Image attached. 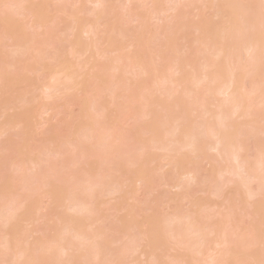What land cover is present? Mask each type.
Returning <instances> with one entry per match:
<instances>
[{"label": "bare ground", "instance_id": "obj_1", "mask_svg": "<svg viewBox=\"0 0 264 264\" xmlns=\"http://www.w3.org/2000/svg\"><path fill=\"white\" fill-rule=\"evenodd\" d=\"M0 1L6 2L11 8L17 7L14 11H17L18 7L20 10L27 9L28 15L32 14L30 17L35 18L32 8H35L37 0ZM39 1L44 5L55 3L57 9L62 12L66 11L65 6L69 2ZM112 1L86 0L88 4L94 5V20L82 29L77 19L81 11L69 15L73 19V26L68 29L72 34L77 31L79 36L75 35L72 39L70 34L66 36L69 50L61 55L56 54L57 49L53 47L52 32L46 31L51 25L50 21L38 20L35 26L37 31L28 38L22 31L11 32V28L15 27L12 9L8 8L9 11L4 15L1 26L15 48L12 52L14 54L11 53L14 57H9L18 62L23 70L34 73L42 69L49 73L50 80L42 87L49 98L56 96V92L61 88L67 93L72 90L84 91L89 79H93L94 83H97L92 85L94 89L105 91L107 99L105 98L104 105L108 107L106 109V106L94 99L84 110L83 122L71 135L68 143V147L75 151L78 149L81 156L87 159V169L80 171L81 180L74 179L72 175L75 171L71 173L72 180L69 178L68 181L59 170H48L44 174L42 162L37 157L30 156L22 158L21 163L9 171L11 184L7 196L0 195L1 225L6 227L11 222L14 224L16 219L32 224L31 221H35V218H31L27 210L21 211L17 207L16 209L15 202L23 194V199L41 197L43 190V195L50 198V206H55L54 211L57 209L54 214L57 215L53 218L57 219L55 222L61 227L59 232L54 233L56 235L52 241L45 243L37 240L33 246L26 241L22 243L24 241L21 242L20 236L15 238L14 234L11 235L14 227L12 224L9 231V227L6 228L7 231L0 229L3 236L0 237V244L7 252L11 251V255L17 256L13 261L18 260L15 264H59L61 261L58 259H61V256L57 252L67 258H63L65 262H61L62 264H92L91 259L98 256L95 259L99 260L107 251L111 256L107 254L109 256L104 259L108 260L110 257L109 263H101L100 258V264H264V0H213L216 3L205 4L206 8L217 4L214 16L223 22L221 21L218 27L214 26L215 28L207 24L178 21L180 9L193 6L195 0H142L140 5L150 8L149 16L161 23L160 26L152 30L143 26L140 32L131 33L122 27L120 20L115 16V25L108 30L117 37H105L103 41L97 38V30L102 27V19L108 14ZM124 1L123 11H126L127 15H134L133 21L138 22L139 17L130 10L133 0ZM30 7L31 10L28 9ZM167 12H172L174 17L166 18ZM217 29H220L219 32H216ZM189 30H194L193 34L197 32L198 37L192 40L186 50ZM38 31L41 33H37ZM155 33L161 34L162 37L159 39ZM42 36L43 40L37 38ZM82 37L87 42L81 39ZM180 37L185 41L184 53L178 51ZM125 40H128L126 46L123 45ZM145 46L151 52L142 53L141 49ZM49 49L55 51L49 53ZM78 58L79 62L76 60ZM97 58L106 61L99 66L96 63ZM49 59L53 62V67L46 65ZM11 63L0 59V75L5 69L16 67ZM128 73L135 79L126 77ZM256 79L260 81L254 84L249 93L260 92L262 107L259 110H255L249 99L242 94L244 81L252 83ZM214 88L217 89L219 99L212 94ZM122 92L127 93V102L122 101ZM115 103L118 104L115 106ZM123 104H127L124 110L130 112L129 120H133L137 125L141 122L145 127L143 130L138 129L140 125L137 126L139 131L136 129L134 133L117 129ZM18 123V126H22V123ZM4 129L5 127H0V135L5 133ZM128 132L132 136L130 134L127 137ZM140 135L143 136L141 141L138 140ZM128 139L133 142L137 139L138 141L134 142H137V145ZM122 140H128V144L132 143L134 146ZM50 144H53V141ZM126 145L129 148L134 147L133 150L139 145L138 148L145 150L148 147L154 153H163L165 165L171 168V175L174 177L190 176L192 180L195 179L194 172L187 171L186 165L190 159L203 160L207 165L215 166L216 170L211 173L202 189L204 195L209 193L206 195L209 199L203 200L198 214L194 216L193 205L185 214L174 213L171 217L157 222L128 223L121 218L117 227L114 226L116 230L114 228L113 232L116 231V234H121L123 238L119 239L117 246L114 244L115 246L110 248V243L107 246L105 230L95 227L99 220L95 221L93 216L99 207L106 203V200H102V192L107 189L110 192L112 188L115 193L110 195L115 198L106 192L108 201L117 199L116 194L121 192L119 190L127 185L128 180L120 182L115 178L109 179V175L102 171L107 170L102 168L103 163L116 166L119 172L133 173L140 186L146 184L147 177L143 171H150L149 165L152 164L142 158L137 160L131 148L127 150ZM250 145L254 147L255 152L252 159L247 155ZM106 148L107 151L116 149V159L114 156H108ZM102 152L104 157L106 153L107 158H113L107 159L108 161L105 160L106 157L100 159ZM94 157H97V161ZM70 160L69 164H78L76 157ZM102 160H105L102 164L98 163ZM156 160L159 162L161 159L150 161L157 163ZM94 173L102 175L94 180ZM224 179L225 182L222 183ZM215 180L223 186L219 184L217 186L221 188H217ZM253 184H256L255 190H251ZM115 186L117 193L116 188H113ZM180 186L178 183L174 187L178 189ZM17 188L21 190L22 195H16ZM95 189H99L101 199ZM104 189L106 190L102 191ZM77 195L79 198L84 197H81L82 202ZM40 210L36 209L35 215ZM208 211V220L199 218L202 212ZM244 219L248 220L246 226ZM56 227L55 232L58 231ZM155 227H158V230H153ZM154 231H158L156 237L153 235L156 233H152ZM252 232L255 233L253 236L249 234ZM97 245L104 249L106 247V250L95 249ZM18 246H23L22 250ZM17 247L21 251H17ZM4 250L0 251L2 258L8 255ZM102 250V253L99 252ZM94 251L98 253L93 254ZM27 252L30 257L28 260ZM199 254L206 255V258L200 260L203 255L198 256ZM95 259L93 264L97 262ZM3 261L5 260H1L2 264ZM8 261L9 259L6 263ZM19 261L22 263H18Z\"/></svg>", "mask_w": 264, "mask_h": 264}, {"label": "rangeland", "instance_id": "obj_2", "mask_svg": "<svg viewBox=\"0 0 264 264\" xmlns=\"http://www.w3.org/2000/svg\"><path fill=\"white\" fill-rule=\"evenodd\" d=\"M113 1L111 3V6L108 9L109 11L107 10L108 11V14L106 15L107 17L105 16V19L104 20L102 19V25H101L102 27H99L97 30V38H101L103 40L105 37H113V38L117 37L115 33H110L108 30L109 27L112 28L115 25L113 24V17L115 18V16L117 17V19L120 20L122 27L131 33L140 32L143 26H146L150 30L155 29L156 27L160 26L161 23H159L157 20L149 16L148 13H149L150 8L146 5L145 6L140 5L142 0H133V4L130 7L131 12H133L139 17L138 22L133 21V19H135L134 15H127L126 11H123V7H125L124 0H113ZM242 1H245V0H242ZM194 2L195 4H193V6L191 5L192 7L191 6L189 8L184 7L180 9L181 14L179 13L180 16L177 18L179 22L187 21L190 23L207 24L209 26L212 25L213 27L214 26L218 27L221 24V21L223 22L222 19H218L214 16L216 9H217L216 8L217 4L216 6H214L215 5L214 4L212 8L205 7V4L207 5L211 3L212 5L213 2L215 1L195 0ZM93 6L94 5L88 4L86 0H69V2L65 6L66 11L62 12L57 9L58 6L55 3H48V4L46 3V5H44L42 4V1L37 0L35 8L34 7L32 8L34 9L33 11L35 12V18H32L33 15L29 13L30 15H32L30 17V15H28L27 13L29 12L27 11V9L22 10L21 8L20 10L18 7L17 11H14V9L16 10L17 7L11 8L9 7V5L7 6L6 2L3 3L0 1V59H4L5 61H8L10 63L12 62L16 65L15 68H13L14 67L13 66L12 68L9 67L8 69H5L3 73L0 75L1 76V80H0V127L2 128L5 127L4 129L5 133L3 135H0V195L7 196V191L11 184L9 181V176H10L9 171H11L12 167L16 166V164H20L21 163L20 161L25 156L37 157L42 162V171L45 170L44 174L48 170L51 171L55 169V170H59L60 172H62L63 173L62 176L63 177L66 176L65 178H67L66 179L67 181L72 176L74 177V179L79 180L82 177L80 171L83 170L84 168L87 169V166H86L87 159L81 156L78 149L77 151H75L72 147H68V143L71 140V135H73L74 132H76L79 126L82 124L83 117H84V110L90 105V103L94 99H96L100 102L99 104L104 105L106 101L105 91H102L103 89L101 90V88H99L101 87V85H99L100 83H98L99 87L97 85V88L101 90V92L98 90H95L94 89L95 87H93L94 86L93 84H97V83L96 82L94 83L93 79H89V82L87 81L88 86L86 87V90L84 91H79V90L73 91L72 90V92L67 93V92H64L61 88L59 89V91L56 92L57 93L56 96L49 98V96L42 90V87L44 86V84L48 83L50 80L49 73L46 71H43L42 69H38V72H34V73L29 72L27 70H23L21 65H18V62H15V60L14 61L11 60V58L9 57V55L14 54L12 52L15 48L13 47V42L12 40L9 39L8 34H4V31L2 29L1 25L4 19V15L5 13L9 11L8 8H10V10L12 9L11 13L14 14L13 26L15 25V27L11 28V32L22 31L24 32V35L28 38L32 37L34 33L37 31L35 26L38 23V20L47 19L48 21H50L51 25L50 27L46 29V31L52 32L53 34L52 43L54 42L53 47L57 49L58 53L56 54L61 55V54H66L67 51L69 50L68 42L66 41V36L67 35L69 36L70 34L71 36L69 37H71V39L74 38L75 35L76 37L79 36L77 35V31L76 32L73 31V34H72L71 30L68 29V27L70 28L73 26V19L69 17V15L75 13L78 10L81 11V13H79L77 16V19H79L80 29H82L83 26H88L94 20V16L92 15L94 12V11L92 12V10H94ZM28 9L31 10V7ZM166 14H167L166 18L168 19H171V16H173L172 12L171 13L167 12ZM166 23H168V21H166ZM226 25L229 26L228 24ZM219 30L220 29H217L216 32H219ZM37 33H41V31H38ZM193 33H194V30L193 31L189 30L190 36L188 39V43L187 42L185 43V41H183L181 37H180L181 39L180 41L177 38L179 41V42L177 41L179 44L178 51L180 53L181 52L184 53L187 50V47L192 44V40L198 37L197 32L195 34ZM155 35H157L159 39L162 37V35L161 34L158 35V33H155ZM37 38L39 40L44 39L43 36L37 37ZM81 39H84V37H82ZM85 42L87 41L85 40ZM55 43L59 47H57ZM184 43L186 44V50H185ZM127 44H128V40H125L123 45L126 46ZM55 49H49V53L54 52ZM153 50L161 51L160 49H153ZM141 52L149 53L151 52V50L145 46L141 49ZM3 54L7 56L4 57ZM11 57H14V56L12 55ZM76 60H78L79 62V58ZM76 60L74 62H76ZM82 60H84V58ZM105 61L106 59L99 58L96 63L99 66H101L102 64L105 63ZM81 62L82 61L80 60V63ZM46 65L49 67H53V62L51 61V59L46 61ZM91 65L93 64L91 63ZM84 72H81V73H84ZM84 75L85 74H83V76ZM126 77L132 78V76H130V73H128V76ZM132 79H135V78H132ZM259 81H260L259 79H256L252 83L248 81H244L245 83L243 82L244 91L242 94L245 95V97L249 99V101L253 104V107L255 110H259L262 107L261 105L262 96L260 95V92L256 94H250L249 91L252 89L254 84L259 83ZM216 91L217 89L214 88L212 90V94L214 95V97L219 99L220 97L217 95ZM120 95L122 97V101L127 102V93L122 92L120 93ZM20 102L23 104H21ZM116 104L118 103H115L114 105L116 106ZM104 106H106V109H107L108 106L107 105H104ZM126 106L127 104H123L122 109L120 110L118 121H117L118 124L116 125L118 127L117 129L118 130L122 129V131H125V132L131 131V133H134L135 130L137 129V126L140 125L138 129L143 130V128L145 127L143 124H141V122L137 125L133 120H129L130 112H127L126 110H124ZM112 109L113 108H111V111ZM18 122L22 123V126H18L19 124ZM138 129L137 131H139ZM131 133L128 132L127 137H129ZM142 137L143 136L140 135L138 137L139 138L138 140L142 139ZM128 140L130 142L132 139H128ZM128 140L127 141L125 140L126 142L124 140L122 141L128 144ZM138 140L136 139L135 141H138ZM51 141H53V144H50ZM131 142L137 145V142L136 143H134L133 141ZM132 143L130 144L134 146ZM126 147H127V150L128 149L130 150L131 148V150L133 151L132 153H134L133 155H136L137 160L142 158V160L145 159L148 163L150 162L152 164L149 165L151 169L150 171H146V170L143 171L145 173L144 175L147 177L146 184L143 186L142 185L140 186V184L137 182V179L135 178V175L133 173L125 174L124 172H119L118 169L115 168L116 166L114 167H112L113 165L107 166V164L104 162L107 159L111 160L113 158V157L110 158L111 156H114V158L116 159V157L118 156L116 149L112 148L110 149V151H107L108 150L107 149L108 147H107L105 149V152L108 154V156L110 155V157L107 158L106 156L107 154L105 153L106 159L98 162V163L104 162L103 164L104 165L106 164V166L104 167L103 165L102 168H106L107 170L104 171L105 169H102V168L101 169L103 172H105L106 175L107 174L109 175V179L115 178V180L118 179L120 182H125L128 180L127 185L123 186V189L119 190V192L121 191L120 193H117L118 191H116L117 190L116 186L113 187L114 189L116 188L115 191L118 194V195L116 194V198L117 196L118 198L112 199V201L110 200L108 201L109 197H107L108 194L109 196L113 197V195H110L111 193H115L114 191L112 192V188L110 192H108L109 189H107V191H105L106 189L102 190V191H105L104 193L102 192V195H101V197H103L102 200L103 201L106 200L105 202L107 203L108 201V203L107 204L105 203L104 206L101 205L96 215L94 213L95 216H93L95 218V221L99 220L98 222H96L95 227L97 229L101 228L103 229V231L105 230L104 232H106L105 238L107 239L106 240L107 246H108V243H110L111 244L110 248H113L115 245L117 246V244L120 243L119 239L123 238L121 234L120 235L116 234V231H114L115 233L113 232V229L115 228L114 226L117 225L118 220L121 218L125 220L126 222L128 221L130 222L141 221L142 223L144 221L157 222L158 220H165L171 217L174 213L185 214L191 209L193 205L194 206L192 210L194 211V216L198 214V211L200 210L203 200L207 198L206 195H209V193L204 195L202 192V189L207 179L210 178L211 173L216 170L215 166L214 167L209 166L203 160L196 161V160L190 159L188 160L186 167H187L188 172H194L195 179L192 180L190 176L183 177V178L178 177V176L174 177L171 175V168L165 165L166 160H165V157H163V153H158V152L154 153L150 151L148 147L145 148V150L141 147L143 149L141 150V148H138L139 145L138 147H135V150H133L134 147L129 148V146L127 145ZM138 149L140 150L137 152L136 150ZM253 149L254 147L250 145L249 150H247L248 152L247 155L249 158H251L252 155L253 157L255 155V152H253ZM85 154H88V153L85 152ZM100 154H101L100 159H104L105 157H104L103 152ZM94 155H97V154H94ZM72 157L77 158V163H78L77 165L69 164L71 161L70 159ZM94 158L97 161V157H94ZM152 158L153 159L158 158L161 160L159 162H157L156 160L157 163H153L150 161V160H153ZM100 159L98 157V160ZM96 170L94 171L95 173L97 172ZM72 172L74 173L73 175L71 174ZM103 172L102 174L104 175ZM95 173H94V176H95L94 180H96V178L99 177V175H102V174L97 173L96 174L97 176H96ZM48 174H50V172H48ZM77 174L78 176H75ZM104 178H106L105 175H104ZM219 180H220V177H219ZM112 182H111L110 187H112ZM224 182H225V179L224 181H222V183ZM178 183H180L181 186L180 188L177 189L174 186ZM215 184L217 186L220 183L219 181L215 180ZM220 186H223V185L220 184ZM220 186H217V188ZM253 186H254V189H252ZM253 186L251 187V190H255L256 184L255 185L253 184ZM107 188H109V185L107 186ZM95 190L99 192V198H100L101 193L99 189H95ZM211 190L213 191V189ZM20 191L21 190L17 188L15 192L16 195H22ZM43 192L44 191L42 190L41 192L42 196L40 195L41 197L35 196L36 198L30 197L29 199H23L24 198V194H23L21 197L18 196L20 198L18 199L17 202H15V204H17L16 206H14L15 208L17 207L21 211L27 210V213H29L30 217L35 218V221H31L33 222L32 224L31 223L29 224L26 221L24 222V220L22 219H19V220L16 219V221L13 220L15 221L14 224L11 222L10 223L11 225L9 224V226H6V227H3L1 225L2 222H0V229L2 228L7 231L6 228L9 227L8 228V231H9V229L12 227V224H13L14 227L12 228V230L10 229L12 231V232L10 231L11 235L14 234L15 238H17V236H20L21 242L22 240L24 241L22 243H25L26 241L30 246L35 245L34 242L37 240H42L45 243H49L50 241H52L53 236L56 235L54 233L59 232V228L61 229V227L58 224H56L55 222L56 218H53V216L55 217L57 215V214L54 215L57 212V209L54 211L55 206H50V203H51L50 198L45 197L43 195ZM71 192L73 193V191ZM106 192H108V194ZM73 194H75V192ZM238 195H240V193ZM77 197L82 202L81 197L83 196L79 198V196L77 195ZM38 208H40L41 210L38 212L37 215H35L36 209ZM209 213H210L209 211L208 213L202 212L199 218H203L204 221H206L208 220L206 219L207 217L210 218ZM240 216H238V219H240ZM243 223H244V226H246L248 223V220L244 219ZM55 224L56 226L58 225L59 227L54 226ZM241 226H243V224ZM54 227H56L58 231L55 232ZM157 228L155 227L153 230H156ZM52 230L54 232H52ZM114 230H116V228ZM156 232L154 231L152 233H156ZM249 234L253 236L255 233L252 232ZM2 235H3V231H2ZM153 235H155L156 237L157 233ZM0 237L1 238L3 237L1 236V233H0ZM155 237H154V241L156 239ZM157 240L159 241V239ZM98 245H97V248L95 247V249L100 250L102 246L100 245L101 247H99ZM1 247L2 245L0 244V251L3 252L2 249L4 250V248L2 247L1 249ZM18 247H17V251L23 248V246L19 247L20 249ZM32 248H35V247H32ZM101 249H104V248H101ZM55 250L59 251L58 249H55ZM105 250H106V247L104 251ZM4 251H6V253H8L9 256L5 255L6 258L4 257L2 258L3 255L1 254L2 256L0 258L2 259H0V264H2L1 260H5L3 261L5 264L7 259H9L8 262H10V264L17 263L16 261L18 260L13 262L15 259H17V256L15 257L11 255L13 254L11 251H8V252L7 250H4ZM95 251L93 252V254L98 253ZM99 252L102 253L103 250ZM16 253H14V255ZM59 253L60 252H57V254L61 256V259H58V260L64 263L65 262L64 259L66 260L67 258H65V256H62L63 255L62 253L60 254ZM101 253L99 254L101 255ZM107 254H109L108 251L103 253L102 257L100 258L105 260L104 258L107 259V256L109 255L111 256V253L109 255ZM203 254H199L198 256L203 255ZM206 255L201 256L199 259L204 260L206 258L205 257ZM92 256L95 257L94 255ZM56 257L59 258L58 256ZM96 257L98 258V256ZM26 259L27 260L30 259V257L28 256V252L26 253ZM93 259H91L92 264L94 263ZM102 259L100 261L101 263H106V261L109 263L110 261V257L108 260H105L104 262ZM99 260L95 259V261H97L96 264L98 263L100 264ZM20 261H23V260H20ZM20 261L18 263H22ZM121 264H126V263L124 262Z\"/></svg>", "mask_w": 264, "mask_h": 264}]
</instances>
